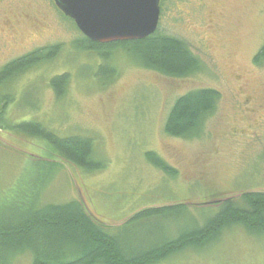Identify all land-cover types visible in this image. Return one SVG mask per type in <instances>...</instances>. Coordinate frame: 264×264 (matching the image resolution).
<instances>
[{"label":"rangeland","instance_id":"1","mask_svg":"<svg viewBox=\"0 0 264 264\" xmlns=\"http://www.w3.org/2000/svg\"><path fill=\"white\" fill-rule=\"evenodd\" d=\"M50 1L0 0V69L38 48L63 46L56 59L6 82L3 91L13 96L8 118L37 122L59 137L91 139L93 158L103 169L87 173L61 162L40 173L38 163L48 155L43 145L0 131L5 214L11 208L9 190L36 168L37 181L43 179L42 203L79 201L109 232L126 235L138 248L154 236L151 227L177 233L186 222H202L198 210L204 206L264 193V64L253 63L264 44V0H162L158 32L184 42L201 64L199 72L182 79L140 67L131 45L96 55L76 49L72 43L81 34ZM5 16L6 24L20 20L11 29L15 36L5 30ZM62 74L70 80L57 98L48 81ZM201 89L218 92L220 99L200 133L166 135L163 126L174 101ZM147 152L176 176L148 163ZM178 204L190 207L193 217L176 212L118 229L145 209ZM8 259L7 264H31L29 254ZM158 264H264V235L234 227Z\"/></svg>","mask_w":264,"mask_h":264},{"label":"trees","instance_id":"2","mask_svg":"<svg viewBox=\"0 0 264 264\" xmlns=\"http://www.w3.org/2000/svg\"><path fill=\"white\" fill-rule=\"evenodd\" d=\"M77 40L72 43L76 49L94 55L104 49L131 45L140 67L174 79L191 76L201 69L199 59L184 42L160 34L158 30L150 37L134 42L100 45L89 41L83 35ZM62 47L50 45L38 48L0 69V131L43 145L42 149L48 155L38 163L41 164L40 173H49L51 168L61 166V162L87 173L100 171L103 166L93 158L91 139L78 136L59 137L37 122L20 119V122H16L8 118L7 109L12 104L13 96L3 91L6 82L56 59ZM107 58L108 56L105 57ZM253 63L264 64V44L254 56ZM69 80L68 74H62L55 75L48 81L55 97L64 96ZM219 99V93L211 89L195 90L180 96L166 116L164 133L173 138L196 136L200 133L206 117L214 112ZM145 159L167 176H176V172L155 153L147 152ZM42 166H46L47 170H42ZM36 172V168L29 169L25 182L20 183L19 180L9 190L6 201L11 208L8 214H5L7 208L0 205V264H7V259L15 253L20 256L29 254L31 264H158L189 247L205 246L234 227L264 235V193L246 192L236 199L218 200L210 204L212 207L198 208L203 221L186 222L177 233L168 230L163 234L161 227H151V231H155L154 236L145 245L134 248L126 235L123 237L109 232L104 223L88 213L79 201L72 200L64 204L42 203L40 194L43 179L41 177V182L37 181ZM31 177L32 183L29 182ZM32 195L35 197L33 201ZM34 201H38L41 206H34ZM190 210V207L182 204L145 209L118 229L142 224L150 219H169L176 212L192 216Z\"/></svg>","mask_w":264,"mask_h":264},{"label":"water","instance_id":"3","mask_svg":"<svg viewBox=\"0 0 264 264\" xmlns=\"http://www.w3.org/2000/svg\"><path fill=\"white\" fill-rule=\"evenodd\" d=\"M81 35L108 45L144 40L159 23L160 0H52Z\"/></svg>","mask_w":264,"mask_h":264},{"label":"flooded vegetation","instance_id":"4","mask_svg":"<svg viewBox=\"0 0 264 264\" xmlns=\"http://www.w3.org/2000/svg\"><path fill=\"white\" fill-rule=\"evenodd\" d=\"M163 1L162 0H160V9H161V3H162ZM6 21H7V18H6V16H5V20H4V22H3V24H4V27H5V30H8V31H10L11 33H12V31H11V29H16V27L20 24V20H14V22H11V24H6ZM13 34V33H12ZM14 36L16 35V33L15 34H13ZM13 36V37H14ZM17 59V58H16ZM6 65V64H5Z\"/></svg>","mask_w":264,"mask_h":264}]
</instances>
